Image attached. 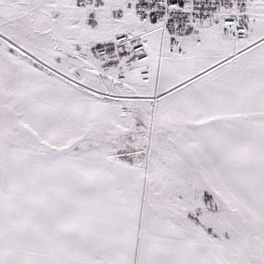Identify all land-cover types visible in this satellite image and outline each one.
Returning a JSON list of instances; mask_svg holds the SVG:
<instances>
[{
  "label": "snow or ice",
  "instance_id": "6c2138e0",
  "mask_svg": "<svg viewBox=\"0 0 264 264\" xmlns=\"http://www.w3.org/2000/svg\"><path fill=\"white\" fill-rule=\"evenodd\" d=\"M0 264H264V0H0Z\"/></svg>",
  "mask_w": 264,
  "mask_h": 264
}]
</instances>
